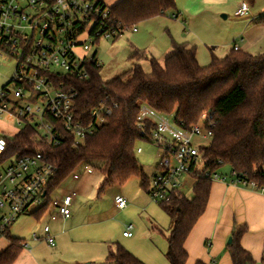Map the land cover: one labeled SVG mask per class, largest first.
Listing matches in <instances>:
<instances>
[{
    "label": "trees",
    "instance_id": "trees-1",
    "mask_svg": "<svg viewBox=\"0 0 264 264\" xmlns=\"http://www.w3.org/2000/svg\"><path fill=\"white\" fill-rule=\"evenodd\" d=\"M96 1L106 5L104 0ZM108 7L115 26H121L124 32L168 13H174L178 18L175 0H120ZM172 48L173 53L163 64L154 58L149 60V74L141 65H135L127 81L119 77L104 82L96 54L89 57L86 79L63 76L54 81L57 87L62 85L78 94L73 112L86 124L91 121V110L100 103L118 105L107 122L83 143L76 145L75 136L51 116H47V121L60 135L58 145L45 140L27 117H21L24 125L15 135L0 134L7 145L0 163L40 150L56 169L46 186V205L32 216L40 220L46 215L50 194L83 163H102L103 182L99 195L109 187L124 186L132 178H137L141 188L148 193L150 178L136 157V144L144 140L137 126L140 107L144 104L159 113L174 115V121L187 128L199 123L202 116L209 113L206 124L208 127L213 124V137L201 148L204 172L220 171L229 166L247 179L248 186L242 188L252 189V183L257 186V192L264 188V53L231 50L223 58L212 54L210 63L201 66L195 47L172 41ZM131 57L137 60L147 58L146 53L139 50H134ZM11 84L10 81L2 89ZM17 106L13 104L14 108ZM151 127L148 124L147 129ZM194 179L192 197L173 190L159 203L173 225L167 238L166 257L170 264L187 263L186 240L208 205L213 180L203 173ZM9 231L6 237L10 244L0 254V264H14L24 248V239L12 238ZM246 232V226H235L231 233L232 241L227 249L233 264H256L240 244ZM103 264L145 263L117 245ZM196 264L205 263L199 261Z\"/></svg>",
    "mask_w": 264,
    "mask_h": 264
},
{
    "label": "built area",
    "instance_id": "built-area-1",
    "mask_svg": "<svg viewBox=\"0 0 264 264\" xmlns=\"http://www.w3.org/2000/svg\"><path fill=\"white\" fill-rule=\"evenodd\" d=\"M248 10V4L242 3L234 15L243 18ZM136 30V26L131 28L133 32ZM123 34L121 26H115L111 19L109 7L96 0H0V54L17 58L12 84L0 91V117L7 114L20 123L21 117H27L45 140L58 145L60 135L47 121V116H51L75 136L76 145L83 143L107 122L118 105L100 103L91 110V121L86 124L73 112L78 94L62 85L57 87L54 81L63 76L86 79L90 56L81 54L80 49L88 52L100 41L117 40ZM82 35L86 39L81 43L79 38ZM233 50L238 51L239 46L235 45ZM15 103L16 108L13 107ZM207 118L209 113L204 114L199 123L187 128L183 123L169 121L167 115L148 105H141L137 126L144 140L163 150L155 174L150 178L148 195L153 202L164 201L173 190L182 191L185 186L183 178H194L200 173L230 185L248 186L247 179L231 168L230 174L204 172L201 148L213 137V124L208 127ZM148 124L151 129H147ZM6 149L5 140L0 138V156ZM140 152L141 149H137V153ZM55 171L40 150L0 163V238L6 236L20 216L43 209L47 203L46 186ZM85 171L88 174L93 172L88 166ZM72 176L75 180L80 179L76 171ZM250 185L257 191L255 184ZM258 192L264 194V188ZM76 195L71 189L60 198L50 196L49 220L70 219ZM114 202L119 210L127 207L122 196L115 197ZM133 229L129 225L124 237H132ZM31 239L52 248L56 246L49 224L43 227L42 234L33 233ZM22 245L24 248L28 246L25 241Z\"/></svg>",
    "mask_w": 264,
    "mask_h": 264
},
{
    "label": "rangeland",
    "instance_id": "rangeland-1",
    "mask_svg": "<svg viewBox=\"0 0 264 264\" xmlns=\"http://www.w3.org/2000/svg\"><path fill=\"white\" fill-rule=\"evenodd\" d=\"M242 1H247L248 4H250L249 0H206L208 5L205 9L200 10V3L194 2L189 5L188 12L181 13L182 15L178 18L169 15L155 18L156 20H151L149 22L145 21L136 25L138 29L137 33H133L130 29L124 32L117 40H102L99 44L93 46L90 51L84 52L80 49L79 52L87 56L96 54V59L101 66V77L104 82H110L119 77H123L126 81L129 80L131 77L130 72L135 65L139 64L138 62H142L140 64H142L144 72L147 74L151 72L150 59L140 61L131 57L133 53V51H131V45L133 44L139 48L134 44L135 39L139 40L140 48H145L139 50L145 52L149 57L153 54L156 58H160L161 54L162 57L160 60L164 61L167 54L166 50L171 47V40L173 36H175L181 41L185 40L194 46L196 45L200 62L209 64L212 54L217 57H222L225 56L226 52H229L230 46L232 47L234 43H238L240 46L242 45L240 34L243 32L242 22L246 19L236 17L233 11V8ZM106 5L108 6L107 3ZM262 11H264L263 0H256L255 3L251 5V14H253V16L259 15ZM223 15L228 16V18H224ZM260 21H262L261 25L264 27V18L260 19ZM251 36L255 38L254 34ZM85 39L86 36L82 35L79 38V42L82 43ZM261 46L263 47L259 49ZM263 48L264 39L258 42L257 45H254L252 50L255 54H259L260 50H264ZM261 53H264V51H261ZM16 65L17 58L15 56L7 54L2 56L0 54V91L12 80ZM167 118L171 122L174 121V115H167ZM19 123L20 122L15 117L7 114L3 115V117H0V134L9 136L15 135L24 125ZM205 144L207 145L208 143ZM136 148L141 149L140 153H136V157L144 173L149 177L156 171L163 150L147 140L137 142ZM86 166L93 170L92 175H87L85 171ZM101 167L102 163L99 162L83 163L79 165L76 172L80 175V179L75 180L72 175L69 176V178L57 187L50 196L52 198H57L64 189L65 192L71 190L70 188L77 190L78 183L88 179L89 181L85 186V198L87 202L91 204L95 203L96 210L98 208L103 210L101 220H104L102 224L88 228L95 230L94 235L90 238V243L100 238H109L112 240L110 242L111 247L115 248V246H117L115 238L121 237L126 225L132 223L135 227L133 231L134 235L129 241L136 249L143 251L149 249V247L156 246L157 248L162 241L165 245L168 244L166 240L173 225L160 204L153 202L149 195L144 193V199L139 203L140 205L134 204L129 207L128 211L124 212L114 208L111 209L114 203V196L119 192L121 187H109L99 195L100 185L103 182V174L100 171ZM220 172L223 174H230L231 169L229 166H224L220 169ZM183 181L185 182V186L182 192L188 197H191L193 195L192 187L195 183V179L184 177ZM129 185L131 188L134 186L135 189L136 187H140L137 178H132L124 186L129 187ZM90 206L91 205L87 204V210L90 209ZM90 222L93 221L88 217L86 223ZM47 223L49 224L47 213L40 220L30 214L22 215L11 226L9 236L12 238L19 237L24 239L27 245H31L32 234H42L43 227ZM69 245L68 249L70 252H75L83 248L81 240L77 237L75 243ZM91 245L95 247L96 250L90 246L88 250H92L97 256L100 254L101 247L104 249L107 244L100 246ZM45 251H42V253H44L43 258L45 259L41 258V260L44 264H51L52 257H50L48 249L45 248ZM95 263L96 261L92 262V264Z\"/></svg>",
    "mask_w": 264,
    "mask_h": 264
},
{
    "label": "crops",
    "instance_id": "crops-1",
    "mask_svg": "<svg viewBox=\"0 0 264 264\" xmlns=\"http://www.w3.org/2000/svg\"><path fill=\"white\" fill-rule=\"evenodd\" d=\"M108 6H113L118 3L120 0H104ZM177 6V15L183 14V12H188L189 5L194 2H199L200 10L205 9L208 5L206 0H175ZM250 4L253 5L256 0H249ZM242 3H247V1H242L238 3L235 8H233L234 13L239 8ZM248 4L249 10L246 17H243V32L240 34V40L242 41V45L240 46L238 43H234V45L229 48V52L233 49L235 45H238L240 50L247 51L250 53H254L252 47L257 45L258 42L264 39V27L261 25L260 19L264 18V11L260 12L259 15L253 16L251 14V5ZM180 10V11H179ZM182 13V14H181ZM174 16L175 14H167L164 16ZM251 15V17H250ZM156 17V18H159ZM226 18L228 16L225 15ZM151 20H156L151 19ZM148 20L146 22H149ZM138 29L133 32L137 33ZM254 34L255 38L251 35ZM135 45L139 48L131 45V51L145 49L140 48L139 40L135 39ZM178 44H187L189 47H195L197 50V46L192 45L185 40L177 39L173 36L172 40ZM261 46L259 49H261ZM264 49V48H263ZM141 51V50H139ZM172 45L169 49L166 50L165 59L173 53ZM260 50L259 53H261ZM228 52V53H229ZM227 53V52H226ZM225 53V56L228 54ZM225 56L219 57L223 58ZM146 59H156L159 63H163L160 58H156L153 54L149 57L146 54ZM197 60L201 66H207V63H201L199 60V55L197 54ZM141 61V60H140ZM211 61V60H210ZM142 67V62H138ZM210 63V62H209ZM91 174L87 175H92ZM155 174L149 176L151 178ZM88 179L83 180L78 183L77 195L72 204V215L68 220L58 219L56 221H50L49 225L51 228L52 234L55 236L56 246L54 248L49 247L45 243H37L33 242L31 245L23 248L21 254L17 258L14 264H44L41 258H43L45 248L48 249L50 253V257H52L51 264H92L93 261H96L95 264H103L111 251H114L115 248L111 247L110 242L112 241L109 238H100L93 243H90V238L94 235L95 230L88 229L92 226H98L102 224L104 220H101L103 216V210L98 208L97 210L95 203L91 204L87 202L85 198V186L88 183ZM140 183V181H139ZM133 186V185H132ZM119 192L114 196H122L127 201V207L124 210H119L115 202L111 206V209L114 208L118 211H128L130 206L134 204L140 205L144 199V193H147L144 189L140 187L133 186L125 187L120 186ZM68 190V189H67ZM61 195L57 198H60ZM148 194V193H147ZM192 197V196H191ZM87 204L91 205L90 209L87 210ZM95 210V211H94ZM83 217V218H82ZM90 217L93 222L86 223L87 218ZM48 224V223H47ZM129 225H134L132 223L126 225L123 233L127 230ZM235 226H246L247 232L241 238V246L250 253L253 260L256 264L262 263V258L264 255V194L257 192L250 188H242L235 185H230L224 183L219 180H213L212 189L208 201V205L204 214L200 217V219L196 222L192 231L190 232L186 243L185 248L188 252V261L186 264H196L197 262H203L205 264H233L231 260L230 253L227 249L228 239L231 237V233ZM135 228V227H134ZM132 230V237H133ZM98 232V230H97ZM76 237L81 240L83 244V248L78 251L70 252L69 244L75 243ZM132 237H124L122 235L118 238H115L116 245H123V247L128 250L131 254L137 257L145 264H170L167 257L166 252L168 249V244H164L162 242L159 243V247H149V249H145L140 251L136 249L132 244H130L129 239ZM19 238V237H17ZM21 239V238H19ZM114 241V240H113ZM167 243V240H166ZM10 241L5 236L0 238V254L9 246ZM105 245L103 249L101 247L100 254L96 256V253L92 250H88L89 246L92 245ZM113 245V244H112ZM96 250L95 247H92ZM46 252V251H45ZM47 253V252H46ZM45 259V258H43Z\"/></svg>",
    "mask_w": 264,
    "mask_h": 264
},
{
    "label": "water",
    "instance_id": "water-1",
    "mask_svg": "<svg viewBox=\"0 0 264 264\" xmlns=\"http://www.w3.org/2000/svg\"><path fill=\"white\" fill-rule=\"evenodd\" d=\"M223 17L226 18L225 15H223ZM231 241H232V239H231V237H230L229 240H228V244H230ZM87 264H89V263H87Z\"/></svg>",
    "mask_w": 264,
    "mask_h": 264
}]
</instances>
